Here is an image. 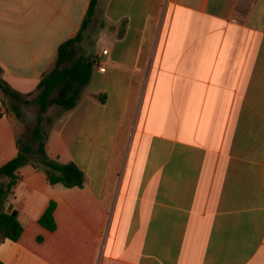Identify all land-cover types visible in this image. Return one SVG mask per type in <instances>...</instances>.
<instances>
[{
	"label": "crops",
	"instance_id": "1",
	"mask_svg": "<svg viewBox=\"0 0 264 264\" xmlns=\"http://www.w3.org/2000/svg\"><path fill=\"white\" fill-rule=\"evenodd\" d=\"M90 2L0 0L2 78L24 98ZM89 24L92 77L46 138L84 187L20 167L5 209L23 232L0 260L264 264V0H99ZM9 101L0 89V166L25 131ZM51 201L53 231L39 222Z\"/></svg>",
	"mask_w": 264,
	"mask_h": 264
},
{
	"label": "trees",
	"instance_id": "2",
	"mask_svg": "<svg viewBox=\"0 0 264 264\" xmlns=\"http://www.w3.org/2000/svg\"><path fill=\"white\" fill-rule=\"evenodd\" d=\"M99 0H91L86 17L76 36L64 41L58 48L55 66L46 73L37 87V95L24 98L14 90L3 78L0 68V89L6 96L17 99L24 105L35 104L37 107L36 121L31 128L30 138L17 139L18 153L11 160L0 166V180L6 181L0 185V241H17L23 232L22 224L16 210L5 209V203L14 186L22 176L19 169L31 164L46 174L50 184L62 183L67 187H84L83 170L75 163H62L51 158L46 152V138L49 126L55 116L45 121L50 108L57 107L59 112L73 109L80 101L85 87L90 82L95 67V56L79 53V44L84 39L87 29ZM16 116L24 122L21 107L11 106ZM46 122V123H45ZM56 202L51 201L39 222L48 230L56 229L54 212ZM0 264H5L0 260Z\"/></svg>",
	"mask_w": 264,
	"mask_h": 264
},
{
	"label": "rangeland",
	"instance_id": "3",
	"mask_svg": "<svg viewBox=\"0 0 264 264\" xmlns=\"http://www.w3.org/2000/svg\"><path fill=\"white\" fill-rule=\"evenodd\" d=\"M89 25L84 32V39L78 46L79 53L88 54L89 52H92V45L94 43V35H95L94 33L95 32H93V30L89 27ZM13 102H17L18 106L21 107V110L24 115L25 131L23 132V134H21L20 137L23 139L30 138L32 125L36 121V117H37V107L35 104L24 106V104L19 102L17 99L10 97L9 104H13ZM57 109H58L57 107H54V112H52L51 114H47L45 121L49 118L55 117V114H56L55 110ZM15 121L17 122L19 126L22 125V121L17 116H15Z\"/></svg>",
	"mask_w": 264,
	"mask_h": 264
},
{
	"label": "built area",
	"instance_id": "4",
	"mask_svg": "<svg viewBox=\"0 0 264 264\" xmlns=\"http://www.w3.org/2000/svg\"><path fill=\"white\" fill-rule=\"evenodd\" d=\"M103 53L104 54H108V50L106 49V50H103Z\"/></svg>",
	"mask_w": 264,
	"mask_h": 264
}]
</instances>
